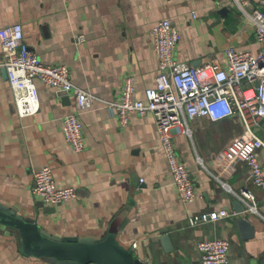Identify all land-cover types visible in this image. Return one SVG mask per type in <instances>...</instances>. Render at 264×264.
<instances>
[{
    "label": "crops",
    "instance_id": "0c3cea01",
    "mask_svg": "<svg viewBox=\"0 0 264 264\" xmlns=\"http://www.w3.org/2000/svg\"><path fill=\"white\" fill-rule=\"evenodd\" d=\"M252 2L264 9V0ZM164 17L178 29L174 54L186 63H223L227 45L252 52L260 47L231 0H0V27L19 22L41 61L67 65L70 80L100 98L79 108L73 92L36 79L40 108L20 115L0 45V203L60 236L101 238L112 230L119 244L149 264H200L197 241L218 236L228 238L232 264H262L264 193L249 180L243 161L222 170L244 131L241 121L200 117L189 121L190 133L175 132L195 187L194 199L183 202L153 114L130 113L122 125L107 102L119 98L126 75L133 76L139 98L156 85L151 27ZM69 113L82 122L79 150L62 130ZM259 155L264 169V148ZM43 166L52 168L56 185L75 187L76 197L51 205L36 196L33 172ZM244 187L255 194L263 216L243 210L238 193ZM203 210L235 214L188 225V216ZM238 216L252 224L251 236L241 235ZM0 264L59 263L25 254L14 235L0 231Z\"/></svg>",
    "mask_w": 264,
    "mask_h": 264
},
{
    "label": "built area",
    "instance_id": "2783aa9c",
    "mask_svg": "<svg viewBox=\"0 0 264 264\" xmlns=\"http://www.w3.org/2000/svg\"><path fill=\"white\" fill-rule=\"evenodd\" d=\"M217 1L221 4L222 0ZM231 1L250 21L260 43L257 52L227 45L223 63L216 58L195 65L180 61L174 54L179 40L178 29L170 18L164 17L151 27L158 66L156 85L147 87L145 98H139L135 95L133 76L126 75L119 98L107 101L122 125L128 123L130 113L153 114L177 194L183 202L194 199L195 187L178 155L174 134L176 131L190 133L189 121L200 117L214 121L232 117L241 121L244 131L235 138L231 157L223 163L222 170L231 168L236 160L243 161L249 180L264 193V169L259 155L264 148V9L252 0ZM77 38L81 40L84 35L79 34ZM0 45L2 63L20 115H33L40 108L36 79L63 92H73L79 108L89 107L94 100L100 99L70 80L67 65L41 61L26 43L19 22L0 27ZM62 130L74 149L84 147L82 122L76 113L63 117ZM33 176L32 192L47 204H61L77 195L73 186L56 185L50 166L36 169ZM238 197L244 202L245 212L263 216L251 189L242 188ZM261 202L264 205V200ZM233 214L227 210L221 213L203 210L189 215L187 223L196 226ZM136 244V241L131 242L133 247ZM197 248L200 264H232L230 242L225 236L202 238L197 241Z\"/></svg>",
    "mask_w": 264,
    "mask_h": 264
},
{
    "label": "water",
    "instance_id": "95a60500",
    "mask_svg": "<svg viewBox=\"0 0 264 264\" xmlns=\"http://www.w3.org/2000/svg\"><path fill=\"white\" fill-rule=\"evenodd\" d=\"M225 10L226 7L223 6L219 12L223 13ZM237 223L243 237L252 235L253 226L246 217L238 216ZM0 231L14 235L25 254L42 257L54 263L149 264L137 257L132 250L119 244L116 233L112 230L101 238L60 236L41 227L34 217L20 214L2 203ZM163 237L166 238V235Z\"/></svg>",
    "mask_w": 264,
    "mask_h": 264
},
{
    "label": "rangeland",
    "instance_id": "374dc122",
    "mask_svg": "<svg viewBox=\"0 0 264 264\" xmlns=\"http://www.w3.org/2000/svg\"><path fill=\"white\" fill-rule=\"evenodd\" d=\"M237 8V7H236ZM239 11V10H238ZM240 12V11H239Z\"/></svg>",
    "mask_w": 264,
    "mask_h": 264
}]
</instances>
